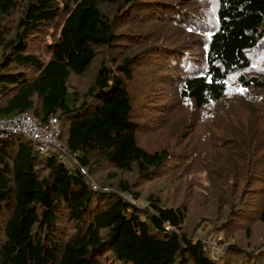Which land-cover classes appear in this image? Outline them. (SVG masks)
I'll return each instance as SVG.
<instances>
[{
    "label": "trees",
    "instance_id": "16d2710c",
    "mask_svg": "<svg viewBox=\"0 0 264 264\" xmlns=\"http://www.w3.org/2000/svg\"><path fill=\"white\" fill-rule=\"evenodd\" d=\"M24 112L75 160L0 141V264H264V0H0Z\"/></svg>",
    "mask_w": 264,
    "mask_h": 264
},
{
    "label": "built area",
    "instance_id": "2783aa9c",
    "mask_svg": "<svg viewBox=\"0 0 264 264\" xmlns=\"http://www.w3.org/2000/svg\"><path fill=\"white\" fill-rule=\"evenodd\" d=\"M14 135L28 137L34 142L41 155L56 156L61 164L67 166L69 160H75L59 140L61 130L56 118L42 121L29 112L18 114L10 119L0 118V141ZM93 188L98 187L93 184ZM168 229H170L169 225Z\"/></svg>",
    "mask_w": 264,
    "mask_h": 264
},
{
    "label": "rangeland",
    "instance_id": "374dc122",
    "mask_svg": "<svg viewBox=\"0 0 264 264\" xmlns=\"http://www.w3.org/2000/svg\"><path fill=\"white\" fill-rule=\"evenodd\" d=\"M60 142L61 143H63V140L62 139H60ZM261 204V201H258V206ZM202 233H203V231H201L198 235H199V237H201L202 236ZM212 237V236H211ZM211 237H210V239H211ZM210 243H213V242H210ZM211 248H212V251H213V257L214 258H219V257H221V255H222V248L220 249V247L218 248L217 246H215V245H212L211 246Z\"/></svg>",
    "mask_w": 264,
    "mask_h": 264
}]
</instances>
